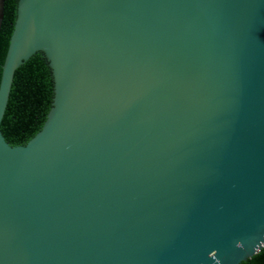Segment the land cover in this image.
<instances>
[{
	"label": "water",
	"instance_id": "95a60500",
	"mask_svg": "<svg viewBox=\"0 0 264 264\" xmlns=\"http://www.w3.org/2000/svg\"><path fill=\"white\" fill-rule=\"evenodd\" d=\"M39 51L52 107L12 145L14 75ZM263 247L264 0H18L0 264H241Z\"/></svg>",
	"mask_w": 264,
	"mask_h": 264
},
{
	"label": "trees",
	"instance_id": "16d2710c",
	"mask_svg": "<svg viewBox=\"0 0 264 264\" xmlns=\"http://www.w3.org/2000/svg\"><path fill=\"white\" fill-rule=\"evenodd\" d=\"M18 0H5L0 32V80L17 15ZM54 80L43 52H36L14 75L9 102L1 123L6 140L12 145L25 144L43 126L52 107ZM241 264H264V247Z\"/></svg>",
	"mask_w": 264,
	"mask_h": 264
}]
</instances>
